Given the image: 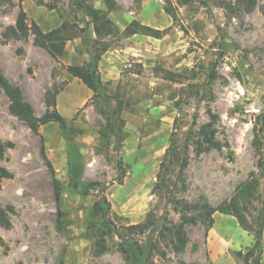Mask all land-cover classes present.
I'll use <instances>...</instances> for the list:
<instances>
[{
	"label": "rangeland",
	"instance_id": "obj_1",
	"mask_svg": "<svg viewBox=\"0 0 264 264\" xmlns=\"http://www.w3.org/2000/svg\"><path fill=\"white\" fill-rule=\"evenodd\" d=\"M115 2L108 17L118 33L100 40L80 6L106 11L103 0H0V71L37 118L55 110L66 121L64 130L51 122L34 132L10 113L0 88V169L11 175L0 178V208L11 223L0 226V264H124L113 234L105 236V253L96 250L107 219L126 226L152 214L158 229L169 227L180 221L176 201L218 207L251 174L257 185L240 209L252 232L216 212L213 219L232 222L241 234L221 235L225 244L216 245L198 221L185 227L188 248L175 254L169 238L154 233L166 253L154 262L245 264L261 228L264 264V0L250 12L239 0ZM21 10L29 31L16 37ZM133 21L164 33L125 36ZM32 23L43 32L67 24L69 40L58 60L35 44ZM96 58L105 98L93 99L66 67ZM171 141L180 161L163 172L159 197L152 189ZM70 163L82 181L99 184L89 195L73 188ZM102 197L111 207L106 218L92 213Z\"/></svg>",
	"mask_w": 264,
	"mask_h": 264
},
{
	"label": "trees",
	"instance_id": "obj_2",
	"mask_svg": "<svg viewBox=\"0 0 264 264\" xmlns=\"http://www.w3.org/2000/svg\"><path fill=\"white\" fill-rule=\"evenodd\" d=\"M23 2L24 0H19ZM106 7V11L96 10L93 7H81L87 16L92 18L93 33L97 39H104L110 37L116 33L118 30L114 27L112 21L108 17V13L117 10V5L115 0H103ZM240 5H244L246 12H250L256 5V0H239ZM55 5H51L50 9H54ZM169 12V11H167ZM172 18L173 15H172ZM67 24L63 23L58 28H55L49 32H43L36 23H32L31 32L34 35L35 44L45 49L54 59H59L64 53V44L69 40L64 34L67 33ZM13 35L26 36L29 28L26 24V14L24 11H20L16 22V28L12 29ZM164 31L155 30L150 27L141 25L135 21L128 24L123 34L125 36L133 35H145L156 39H160ZM92 64L87 66H74L70 65L66 67V71L72 77L81 81L90 91L93 92V99L97 97L105 98L103 94V83L100 79L97 62L98 58L92 59ZM0 88L3 90L4 94L9 100V111L17 119L23 121L27 126L34 132H37L39 126L45 125L51 122L57 123L62 130L66 127L65 119L57 112L46 113L43 117L37 118L34 115L33 108L24 101L21 90L12 85L9 80L0 71ZM50 107L55 104L48 101ZM102 116H106V113H100ZM114 115V114H112ZM109 122V119L107 118ZM212 123L207 125V127L212 126ZM112 130L114 125L111 126ZM206 135L205 129L203 130ZM214 133V131H212ZM209 143V140L206 139ZM175 143L171 141L170 146L166 149L163 161L159 167V173L157 175V182L153 186L152 193L161 196L163 188L165 185V180L163 172H165L170 166L178 163L177 150L175 149ZM4 148L0 143V159L3 157ZM49 166L50 163H48ZM181 167L186 166V160L183 159L180 164ZM69 177L70 182L74 189L78 190L83 196H87L90 190L94 187L99 186L98 183H85L82 181L80 174L75 170L74 163L69 164ZM118 171L122 172V178L124 177V171L121 163L118 166ZM254 174L248 181L242 183L236 188L234 196L229 202H224L218 207H212L207 203H187L176 201L175 204L178 206L180 212V221L177 224H171L169 227H160L158 229V221L154 218L152 214H149L145 221L135 225L117 226L115 222L107 219L104 222V229L98 231L97 240L95 241V247L98 254H103L106 252V241L105 236L107 234H113L120 241L119 251L124 260V264H156L154 262L155 257L164 259L166 257L165 251H162L159 246L158 240H153V234L156 233L157 236L164 238H169V244L167 248L171 250L172 253L180 254L184 251L186 245L189 242V238L185 227L187 225H195L198 221H201L208 228L212 227L214 223L213 215L217 212L223 215L233 216L237 219L239 226L248 232H252V229L245 223L241 209L240 201L241 198L246 196L251 190H254L257 181L252 179ZM11 177V175L4 169H0V178ZM122 178L118 177L117 182L122 185ZM57 185V181H54ZM60 187H56L55 198L58 202L60 200ZM11 211L12 208H9ZM110 204L108 203L106 197H102L101 200L95 201L92 206V213L94 216H101L106 218L110 215ZM0 226L3 228H10L11 223L7 212L0 208ZM93 227V226H92ZM262 229L254 232L255 246L253 249L249 250L243 257L245 264H261L260 263V240H261ZM141 238V239H140Z\"/></svg>",
	"mask_w": 264,
	"mask_h": 264
},
{
	"label": "crops",
	"instance_id": "obj_3",
	"mask_svg": "<svg viewBox=\"0 0 264 264\" xmlns=\"http://www.w3.org/2000/svg\"><path fill=\"white\" fill-rule=\"evenodd\" d=\"M89 92H91V91L89 90ZM220 216H227V215L220 214ZM219 228L221 229V232L216 231ZM231 232L233 235L241 234L240 229L237 226H235V224H233L232 222H228L224 219H215V217H214V223H213L212 227L209 228L208 237L210 239L212 238L211 240H214L216 245L222 246L225 243H219V242H221L220 240H222V237H223L221 235H225V234L231 233ZM230 241H232V237L230 238L229 242ZM186 248H188V247L186 246Z\"/></svg>",
	"mask_w": 264,
	"mask_h": 264
}]
</instances>
